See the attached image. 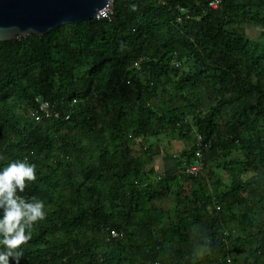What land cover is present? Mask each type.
<instances>
[{"label": "trees", "instance_id": "obj_1", "mask_svg": "<svg viewBox=\"0 0 264 264\" xmlns=\"http://www.w3.org/2000/svg\"><path fill=\"white\" fill-rule=\"evenodd\" d=\"M210 1L113 0L110 19L0 41V167L35 163L20 194L47 212L21 264H264V41L234 28L264 30V0ZM37 98L57 116L35 120ZM159 136L187 146L184 167L155 176ZM226 219L240 236L219 231Z\"/></svg>", "mask_w": 264, "mask_h": 264}, {"label": "clouds", "instance_id": "obj_2", "mask_svg": "<svg viewBox=\"0 0 264 264\" xmlns=\"http://www.w3.org/2000/svg\"><path fill=\"white\" fill-rule=\"evenodd\" d=\"M36 179V164L27 157L9 160L0 167V264H21L22 245L31 239L36 222L47 216L43 199L20 194L26 182Z\"/></svg>", "mask_w": 264, "mask_h": 264}, {"label": "water", "instance_id": "obj_3", "mask_svg": "<svg viewBox=\"0 0 264 264\" xmlns=\"http://www.w3.org/2000/svg\"><path fill=\"white\" fill-rule=\"evenodd\" d=\"M113 0H0V41L91 20Z\"/></svg>", "mask_w": 264, "mask_h": 264}, {"label": "rangeland", "instance_id": "obj_4", "mask_svg": "<svg viewBox=\"0 0 264 264\" xmlns=\"http://www.w3.org/2000/svg\"><path fill=\"white\" fill-rule=\"evenodd\" d=\"M234 28L238 29L240 32L244 33L247 37H249L250 39L252 40H262L264 41V30L261 29L260 27L258 26H254V25H251L250 23L248 22H238ZM191 66V64H185L184 67H189ZM206 94L204 92H199L198 96L201 98V100L203 101V107L207 109V99H206ZM203 108V109H204ZM205 109V110H206ZM228 119V116H227V112L226 110L223 112V116L222 118H219V120L221 121V123L224 122V120L226 121ZM193 134H195L193 132ZM150 142L151 143H154L158 148L155 149V152H157V150H160L159 153L155 154V157L153 159V166H155L154 168L151 167L152 164L149 166H146L145 169L146 170H149V169H153L155 171V176H157L156 174H161L159 173L161 168L160 169H157V163H163V159L166 157L168 158V160L171 162V163H168V164H171V169L170 170H179L181 167H184L182 165V160H181V157H180V153L186 148L187 146V143H185L184 141L182 140H178V139H165L163 138L162 136H159L158 139H153V138H150ZM138 143L136 140L133 141V146L135 147V150L138 149ZM136 152L137 151H133L132 152V155H136ZM166 155V156H162V155ZM158 156H161V159H157ZM240 158V154L238 152H231V154H229L228 156H226L224 158V156H220L218 158V162L220 163H227L228 161H231L232 163H234V165L236 164V161ZM156 159V161H155ZM168 161V162H169ZM232 165V168L233 166ZM187 166H185L184 168H186ZM156 168V169H155ZM185 170V169H184ZM172 171V172H173ZM216 173L218 175V178H220L224 184L226 185H229L230 183V177H231V174L226 171L225 169L223 168H218L216 169ZM240 179L242 182H248L250 183L252 186H256L253 181H252V178L254 177V173L251 172V171H248V172H245V173H242L241 175H239ZM209 179H207V176H206V182H208ZM173 195V196H172ZM172 195H168L166 199H164L163 201L161 202H165V201H168L169 205L170 203H172V201L174 202L173 204H175L176 202V197L174 194ZM239 209V206H232V210L230 212H228L227 215H230L231 213H237ZM219 231L220 232H225L227 235L230 234L232 236H240L241 235V232L239 230V227L237 226V224L235 223L234 220L232 219H226L225 222L222 223V226H219ZM203 235H205L207 232L206 231H202L201 232ZM253 238V237H252ZM254 239V238H253ZM257 243V238L254 239ZM201 252H204V250H201ZM200 252V253H201Z\"/></svg>", "mask_w": 264, "mask_h": 264}, {"label": "built area", "instance_id": "obj_5", "mask_svg": "<svg viewBox=\"0 0 264 264\" xmlns=\"http://www.w3.org/2000/svg\"><path fill=\"white\" fill-rule=\"evenodd\" d=\"M221 1L222 0H211L209 3H208V6L211 7V8H218L221 4ZM112 15V5H110L108 8L104 9V10H101L98 12V14L96 15V19L98 18H107V19H110ZM179 20V18H178ZM37 101L39 102V111L38 113L34 114L33 117L35 120L39 121L41 120L42 118H45V117H50V116H57V114L55 112H52L51 109H50V104L45 101V100H42L41 98H37ZM68 118V115L65 116V119ZM197 136V139H196V142H197V146H198V149L196 151V160L190 164L189 166L186 167V172L189 173V174H192V175H197L200 173L202 167H203V163H202V160H201V137L200 135L196 134ZM208 144L204 145V147H206ZM216 208H219L218 205L216 206ZM112 236L116 237L117 234L115 232H112ZM228 263H230V260L228 259L227 260ZM236 264H241L240 262H237Z\"/></svg>", "mask_w": 264, "mask_h": 264}, {"label": "crops", "instance_id": "obj_6", "mask_svg": "<svg viewBox=\"0 0 264 264\" xmlns=\"http://www.w3.org/2000/svg\"><path fill=\"white\" fill-rule=\"evenodd\" d=\"M162 155V154H161ZM162 156H166V155H162ZM169 158V157H168ZM168 158H164L163 159V163H157V169H160L161 168V170H160V172L159 173H161V174H159V175H162V174H168V173H171L173 170H170L171 169V164H168V163H171L169 160H168ZM157 159H161V156H158V158ZM155 161H156V159H155ZM169 161V162H168ZM154 163V162H153ZM153 163H151L152 164V166L151 167H155V166H153ZM151 164H148L149 166L151 165ZM148 165H146V166H148ZM156 169V168H155ZM154 171V170H153ZM154 174H155V171H154ZM157 176H158V174H156ZM173 194V193H172ZM172 194H170V195H172ZM169 195V196H170ZM175 195V194H174ZM168 196V195H167ZM167 196L166 197H163V198H160V199H155L154 201H153V205H155V206H157V207H160V208H162V209H168V208H171L174 204V202L172 201V203H170V205H169V203H168V201H165V202H161V201H163L164 199H166L167 198ZM173 196V195H172ZM176 197V196H175Z\"/></svg>", "mask_w": 264, "mask_h": 264}]
</instances>
